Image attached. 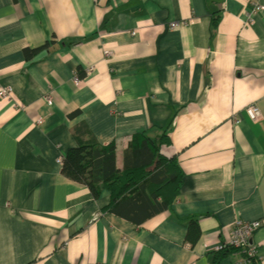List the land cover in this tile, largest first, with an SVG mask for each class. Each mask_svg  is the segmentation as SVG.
<instances>
[{"label": "crops", "instance_id": "1", "mask_svg": "<svg viewBox=\"0 0 264 264\" xmlns=\"http://www.w3.org/2000/svg\"><path fill=\"white\" fill-rule=\"evenodd\" d=\"M256 3L0 0V264H236L241 252H213L236 221L261 225L250 245L264 264ZM162 131L174 168L155 201L103 212L107 191L93 199L62 172L90 143L122 170L134 137Z\"/></svg>", "mask_w": 264, "mask_h": 264}, {"label": "trees", "instance_id": "2", "mask_svg": "<svg viewBox=\"0 0 264 264\" xmlns=\"http://www.w3.org/2000/svg\"><path fill=\"white\" fill-rule=\"evenodd\" d=\"M164 134L165 131H162L153 140L143 135L134 137L124 154L122 170L115 168L112 146L101 148L90 143L66 155L62 172L70 181L85 186L93 199H97L102 191H107L110 200L103 212L119 213L123 203L136 202L128 197L130 195L141 197L148 193L155 201L160 188L165 184L159 179L169 180V171L174 168L172 161L166 162L160 153L162 145L168 142ZM154 190L156 192L152 193ZM191 225L194 227L193 223ZM227 252L216 253L217 261L224 259ZM248 264L255 262L251 259Z\"/></svg>", "mask_w": 264, "mask_h": 264}, {"label": "built area", "instance_id": "3", "mask_svg": "<svg viewBox=\"0 0 264 264\" xmlns=\"http://www.w3.org/2000/svg\"><path fill=\"white\" fill-rule=\"evenodd\" d=\"M256 10L259 9L257 6L256 0H249ZM170 29L178 28L179 25L175 23L168 24ZM106 57H109V53H105ZM92 69L88 70V74H92ZM10 93L9 89H5L0 93V96L7 97ZM246 114L251 121L256 120V116L258 114V109L256 107H249L246 109ZM60 161V160H58ZM261 227L258 222L254 223H243L240 221H236L232 225V229L230 232L229 239L226 243H222L217 245L214 249V253H221L225 250H234L237 252H241L244 261L238 262L236 264H246L249 260L257 259V254L254 248L250 245L252 235Z\"/></svg>", "mask_w": 264, "mask_h": 264}]
</instances>
